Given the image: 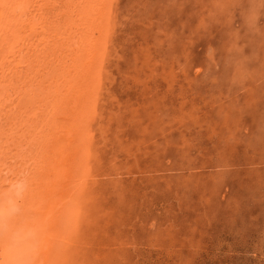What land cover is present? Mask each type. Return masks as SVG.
Returning <instances> with one entry per match:
<instances>
[{
	"label": "rangeland",
	"instance_id": "obj_1",
	"mask_svg": "<svg viewBox=\"0 0 264 264\" xmlns=\"http://www.w3.org/2000/svg\"><path fill=\"white\" fill-rule=\"evenodd\" d=\"M44 2L48 10L35 7L40 24L33 29L46 26V34L26 32V25H17L16 12L2 18L8 29L2 24L0 61L7 69L14 65L9 52L17 51L15 41L25 39L32 48L21 51L26 60L17 72L21 75L15 73L13 84L5 83L0 93V118L15 124L17 117L19 125L3 135L0 155L24 138L23 155L43 153L44 164H54L58 154L40 132L48 135L50 126L63 125L62 139L73 140V151L64 147L76 158L60 195L67 212L54 249L57 259L49 264H264V68L255 66L238 84L236 70L214 58L212 46L222 43L219 29L198 30L210 18L208 0ZM83 71L89 73V88L83 85L79 92L89 99L86 111L72 126L53 124L68 107L62 97L54 102L62 96L57 83L74 77L67 86L80 84ZM12 91L21 92L13 96ZM27 164L37 177L41 164L28 159ZM41 198L23 203L35 207Z\"/></svg>",
	"mask_w": 264,
	"mask_h": 264
},
{
	"label": "bare ground",
	"instance_id": "obj_2",
	"mask_svg": "<svg viewBox=\"0 0 264 264\" xmlns=\"http://www.w3.org/2000/svg\"><path fill=\"white\" fill-rule=\"evenodd\" d=\"M40 2H41V0H39ZM39 1H36V0H16V2H17V6H16V8H12L11 6H12V3H13V0H0V31L2 30V28L3 27H1L2 26V24L3 25H5V28L6 29H8V25L6 26V20L5 19H2V18H5L8 14H14V12H16L15 13V15H18V19L20 20V21H17V25H22V27L23 26H25L26 25V32L27 31H32V29L35 27V26H37L38 24H40V22H38L36 19H34V14H35V7L36 8H38V10L40 11V12H45L46 10H48V4H46V3H49V2H44V3H40ZM15 2V1H14ZM15 2V3H16ZM39 2V3H38ZM52 2V1H51ZM55 2V1H54ZM60 3V2H59ZM58 4V3H57ZM94 3H92V5H93ZM95 5V4H94ZM93 5V6H94ZM50 6H53V3H51L50 4ZM62 7V6H61ZM56 8H58V7H56ZM74 8V7H73ZM94 8V7H93ZM53 10H55L54 8H52ZM103 9V8H102ZM38 10L36 11V13H38ZM43 10V11H42ZM81 10V9H80ZM89 10V9H88ZM95 10L96 9H94V13H95ZM70 11H72V10H70ZM54 12V11H53ZM67 12V11H66ZM101 12V11H100ZM49 13V12H48ZM61 13V12H60ZM63 13V12H62ZM74 13H76V11L74 12ZM71 14V13H70ZM80 14H81V12H80ZM69 15V14H68ZM72 15V14H71ZM92 15V14H91ZM8 16H10V15H8ZM93 16H95V14L93 15ZM24 17H26L24 20H23V18ZM60 17V16H59ZM13 18V17H12ZM62 18V17H61ZM69 18V17H68ZM72 18V17H71ZM103 18V17H102ZM74 19V18H73ZM98 19V18H97ZM104 19V18H103ZM102 19V20H103ZM26 20V21H25ZM78 20V19H77ZM77 20H75V22L77 21ZM5 21V22H4ZM28 21V22H27ZM77 23H81L80 21L79 22H77ZM83 23V22H82ZM93 23V22H92ZM36 24V25H35ZM67 24V23H66ZM86 24V23H85ZM97 24V23H96ZM16 25V24H15ZM87 25V24H86ZM39 26V25H38ZM91 26V25H90ZM93 26V25H92ZM91 26V28L90 29H92L93 27ZM18 27V26H17ZM21 27V28H22ZM46 26H41V28H35V29H33V30H35V33L37 32L36 31V29H41V31L39 32V33H37L36 34V36H40L41 34L43 35V34H46V33H44L45 32V30H44V28H45ZM94 27H95V25H94ZM19 28V27H18ZM49 29H51V27H48ZM71 28V27H70ZM86 28V27H85ZM84 28V29H85ZM23 29V28H22ZM53 29H54V27H53ZM83 29V30H84ZM94 29V28H93ZM47 30V29H46ZM61 30V29H60ZM49 31V30H48ZM63 31V30H62ZM77 31H79V29L77 30ZM82 31V30H81ZM95 31V30H94ZM22 32V31H21ZM55 32V31H54ZM54 32H52L51 33V36H52V34L54 33ZM67 32H69V31H67ZM71 32V31H70ZM23 33H25V32H23ZM35 33L34 34H32V32H31V34L32 35H35ZM78 33H80V32H78ZM48 34V33H47ZM94 34H96L95 32H94ZM27 35V34H26ZM49 35H50V33H49ZM54 35H57V33L56 34H53V36ZM69 35H73V34H69ZM97 35H99V36H101L100 34H97ZM102 35H103V33H102ZM0 36H2V35H0ZM48 36V35H47ZM52 36V37H53ZM67 35H65V37H66ZM86 36V35H85ZM88 36H89V34H88ZM94 36V35H93ZM25 37H27V36H25ZM31 37V36H30ZM30 37L28 38L29 40H30ZM44 37V36H43ZM42 37V38H43ZM48 37H50V36H48ZM47 37V38H48ZM52 37H50V38H52ZM102 37V36H101ZM58 38H59V40H60V37L58 36ZM70 38V37H69ZM80 38V37H79ZM84 38V37H83ZM93 38V37H92ZM96 38H98V37H96ZM55 39V38H54ZM73 39H74V36H73ZM85 39V38H84ZM48 40V39H47ZM51 40V39H50ZM78 40V39H77ZM83 40V39H82ZM26 40L25 39H21V40H18L17 42L15 41L14 42V44H15V48H17V51H15V50H12L11 49V51L9 52V54H11V57H12V62L14 63V65H13V67H14V69L12 70V72H11V69L13 68H8L7 69V67L9 66V65H6L7 63L5 62V63H3V62H1V64H0V93H2V90H4V91H6L5 90V88L7 89V85H5V83L7 84H10V85H12L13 84V78H15V76H16V74L15 73H17L19 70H21L22 69V65H21V63L22 62H26V60H22V57H21V51L23 52V50H24V47L25 46H28L29 48L32 46L31 44H30V42H25ZM61 41V40H60ZM96 41V40H95ZM51 42H53V40H51ZM58 42V41H57ZM85 42H87V40L85 41ZM59 43V42H58ZM63 43V42H62ZM95 43V42H94ZM1 44H3V43H1ZM55 44V43H54ZM74 44H76V43H74ZM78 44H79V42H78ZM92 44V43H91ZM39 45V44H38ZM37 45V46H38ZM52 45H53V43H52ZM52 45H50V46H52ZM85 45V44H84ZM86 45H88V44H86ZM49 46V47H50ZM57 46V45H56ZM63 46H64V43H63ZM66 46H67V44H66ZM77 46V45H76ZM75 46V47H76ZM81 46V45H80ZM3 47V46H2ZM34 47V46H33ZM36 47V46H35ZM79 47V46H78ZM90 47V46H89ZM26 48V47H25ZM32 48V47H31ZM30 48V49H31ZM44 48H46V47H44ZM48 48V47H47ZM55 48V47H54ZM70 48H73V47H71L70 46ZM82 48H83V46H82ZM14 49V48H13ZM76 49V48H75ZM74 49V50H75ZM29 50V49H28ZM57 50V49H56ZM73 50V49H72ZM78 50V49H77ZM88 50V49H87ZM95 50V49H94ZM94 50H92V51H94ZM30 51V50H29ZM96 51V50H95ZM8 52V51H7ZM53 52H54V50H53ZM66 52V51H65ZM80 52V51H79ZM72 53H75V52H72ZM96 53V52H95ZM18 54V56H20L21 58H20V60L19 61H17L15 58L17 57L16 55ZM54 54H56V53H54ZM57 54H58V52H57ZM56 54V55H57ZM61 54V53H60ZM78 54V53H77ZM81 54H82V52H81ZM87 54V53H86ZM85 54V55H86ZM69 55V54H68ZM68 55H66V56H68ZM71 55V54H70ZM75 55V54H74ZM80 55V54H79ZM89 55V54H88ZM6 56V55H5ZM62 56V55H61ZM64 56V55H63ZM81 56V55H80ZM84 56V55H83ZM23 57H24V55H23ZM71 58H72V56H70ZM78 57V56H77ZM95 57H96V55H95ZM94 57V58H95ZM70 58V59H71ZM75 58V57H74ZM74 58H73V60H74ZM93 58V57H92ZM4 59V58H3ZM60 59V58H59ZM58 59V60H59ZM62 59H64V57L62 58ZM61 59V61H63ZM66 59H67V57H66ZM85 59V58H84ZM2 60V59H1ZM8 60V59H7ZM45 60H48V59H45ZM15 61V62H14ZM17 61V62H16ZM43 61V60H42ZM70 61V60H69ZM55 63V62H54ZM66 63V62H65ZM64 62H63V65L65 64ZM89 63V62H88ZM10 64V63H9ZM35 64V63H34ZM60 64V63H59ZM51 65H53V64H50V66ZM66 65V64H65ZM69 65V64H68ZM72 65V64H71ZM74 65H76V63L74 64ZM79 65V64H78ZM89 65V64H88ZM25 66V65H24ZM58 66V65H57ZM90 66V65H89ZM60 67V66H59ZM58 67V68H59ZM74 67H76V66H74ZM84 67V66H83ZM50 68V67H49ZM72 68H73V66H72ZM78 68V67H77ZM27 69V68H26ZM34 69V68H33ZM38 69V68H37ZM47 69V68H46ZM57 69V68H56ZM63 69V68H62ZM74 69V68H73ZM73 69H69V70H73ZM81 69V68H80ZM79 69V71H81ZM49 70V69H48ZM52 70V69H51ZM68 70V71H69ZM78 70V69H77ZM77 70H74V71H77ZM26 71V70H25ZM24 71V72H25ZM50 71V70H49ZM61 71V70H60ZM39 72V71H38ZM38 72H35V73H38ZM28 73V72H27ZM43 73H44V71H43ZM59 73V72H58ZM70 73L71 72H69V75H70ZM88 72H84L83 71V73L81 74V76H80V80L81 81H78V82H80V84H74V85H78V86H76V87H73L74 85H73V83L71 82L70 84H69V86H67V84H66V82H70V81H72L73 79H75L74 77H72V78H68V81H62V84H59V83H57V86L58 85H61L60 87V89L61 90H59L58 92L60 93V94H62V96H60L59 94H58V96L56 97V98H53L54 99V102L56 103V101H58V102H60L58 99H60L61 97H62V101H67V106L68 107H66L65 105H64V107H63V115H59L58 117H56V118H54L53 119V124H58V123H60V124H65L66 126L67 125H70V126H72L73 125V123H75L74 121H76L77 120V118L78 117H80L79 115L80 114H83V111H86V109H85V107H86V104L88 103V100H87V98L85 97L84 98V95H82L81 93L79 94V92L81 91V87H83V85H86L87 86V81H88V78H87V76H88V74H87ZM91 73V72H90ZM15 74V75H14ZM17 74H20V72L19 73H17ZM24 74V73H23ZM51 74V73H50ZM64 74V73H63ZM77 74V73H76ZM79 74V73H78ZM21 75V74H20ZM26 75V74H25ZM35 75V74H34ZM43 75V74H42ZM41 72L40 73H38V76H40V78H41ZM54 75V74H53ZM53 75H52V77H53ZM67 75H68V73L66 74L65 73V76L67 77ZM92 75V74H91ZM90 75V76H91ZM45 76H47V74L45 75ZM48 76H50V75H48ZM47 76V77H48ZM55 76H56V74H55ZM62 76V75H61ZM71 76V75H70ZM78 76V75H77ZM89 76V77H90ZM51 77V76H50ZM65 77V78H66ZM76 77V76H75ZM92 78H93V76H91ZM19 78V77H18ZM39 78V77H38ZM37 78V79H38ZM64 78V79H65ZM41 79H43V77L41 78ZM48 79V78H47ZM53 79H54V77H53ZM55 79H56V77H55ZM54 79V80H55ZM61 79H63V78H61ZM94 79V78H93ZM17 80H19V79H17ZM40 80V79H39ZM54 80H53V82H54ZM57 80V79H56ZM70 80V81H69ZM44 81V80H43ZM42 81V82H43ZM94 81V80H93ZM35 82V81H34ZM37 82H38V80H37ZM60 82V81H59ZM74 82V81H73ZM76 82V81H75ZM83 82H86V83H83ZM19 83V82H18ZM41 83V82H40ZM43 83H45V81L43 82ZM39 84V83H38ZM66 84V85H65ZM15 85H17V84H15ZM34 85V84H33ZM47 85H48V83H47ZM53 85H55L56 86V83L54 84L53 83ZM23 86V85H22ZM42 86H44L43 84H42ZM46 86V85H45ZM50 85H48V87H49ZM64 86V87H63ZM89 86V85H88ZM87 86V87H88ZM102 86V85H101ZM20 87V86H19ZM73 87V88H72ZM79 87H80V90H79ZM46 88V87H45ZM89 88V87H88ZM8 89H10V88H8ZM12 89H14V88H12ZM16 89V88H15ZM20 89H21V87H20ZM22 89H24V88H22ZM22 89H21V91H22ZM31 89V88H30ZM33 90H34V88H32ZM54 89V88H53ZM52 89V90H53ZM55 89H56V87H55ZM91 89V88H90ZM48 90H50V89H48ZM57 90H58V88H57ZM63 90V91H62ZM95 90V89H94ZM93 90V91H94ZM97 91L98 90H100L99 88L98 89H96ZM21 91H18L19 93L21 92ZM53 91H55V90H53ZM86 91V90H85ZM104 91H106V90H104ZM11 92V91H10ZM13 92V91H12ZM64 92H65V96H63L64 95ZM87 92V91H86ZM19 93H11V94H13V96H14V94H19ZM27 93V92H26ZM39 93H40V91H39ZM87 94V93H86ZM107 94V93H106ZM46 95V94H45ZM54 95H56V92H55V94ZM2 95H0V97H1ZM20 96V95H19ZM31 96H33V95H30V93H29V97L28 98H30ZM50 96V95H49ZM66 96H67V98H66ZM87 96V95H86ZM51 97V96H50ZM88 97V96H87ZM90 97V96H89ZM7 98V97H6ZM21 98V97H20ZM44 98H45V96H44ZM84 98V99H83ZM91 98V97H90ZM1 99V98H0ZM15 99V98H14ZM23 99V98H22ZM42 99V98H41ZM46 99H47V97H46ZM52 98H51V100H53ZM92 99V98H91ZM25 100V99H24ZM48 100H49V98H48ZM64 101V102H65ZM1 102V101H0ZM6 103L7 102H10L9 104H7V105H4V107L5 108H7V107H10L11 106V102H12V99L11 98H8V101H5ZM4 102V103H5ZM16 102V101H15ZM48 102V101H47ZM40 103V102H39ZM51 103V102H50ZM53 103V102H52ZM90 103V102H89ZM34 104V103H33ZM45 105V104H44ZM57 105H59V104H57ZM2 105H0V107H1ZM30 106H32L31 104H30ZM49 106V105H48ZM54 106V105H53ZM60 106H62V105H60ZM23 107V106H22ZM32 107H34V106H32ZM37 107V106H36ZM88 107V106H87ZM13 108V107H12ZM30 108V107H29ZM45 108V107H44ZM43 108V109H44ZM53 109L55 108V107H52ZM21 109V108H20ZM23 109V108H22ZM21 109V110H22ZM53 109H51V110H53ZM4 110V109H3ZM12 109H11V107L10 108H8V110H7V112H9V111H11ZM16 110H18V108H16ZM35 110H36V108H35ZM46 110V109H45ZM44 110V111H45ZM25 111V110H24ZM43 111V110H42ZM43 111V112H44ZM54 111V110H53ZM52 111V112H53ZM1 112V111H0ZM16 112V111H15ZM36 112H37V110H36ZM49 112H51V111H49ZM54 113V112H53ZM22 114V113H21ZM98 114H99V112H98ZM27 115V114H26ZM35 115V114H34ZM50 116V115H49ZM53 116H55L54 114H53ZM86 116V115H85ZM39 117V116H38ZM44 117V116H43ZM13 118H14V116H13ZM16 119H17V117H16ZM16 119L14 120H12L13 122L15 121V124L14 123H12L11 124V122L10 123H6L5 122V118L3 117L2 119L0 118V140H3V135L4 136H6V131L8 130L9 131V129H11V130H14L15 129V125H16ZM23 119V118H22ZM39 119V118H38ZM51 119V118H50ZM92 119V118H91ZM19 121V120H18ZM33 121V120H32ZM38 121V120H37ZM89 121V120H88ZM27 122V121H26ZM52 122V121H51ZM67 122V123H66ZM29 123L30 122H28V123H26L27 125H29ZM8 124H10V126L9 127H7V125ZM21 124V123H20ZM38 124V123H37ZM59 124V125H60ZM16 126H19V125H16ZM32 126H33V124H32ZM37 126V125H36ZM62 127L59 129L58 127H56L55 125H52V126H50V129H51V131H48L49 133H48V135H44V133L43 132H40V134H41V136H39L40 137V139H46V140H51V145H52V152H53V154L54 153H56V154H58V157H55V159H54V164H51V162H49V163H45L44 164V161H46V159L44 158V156L42 155L43 153H35L34 155H32V157H27L26 155H23L25 152H24V149H23V145H21L20 144V142L22 141V139H24V138H22V139H16V140H18V144L19 145H15V147H8V146H6V148L4 149V151H2V154L0 155L1 157H0V159H2V160H0V171H5L3 174H4V176L2 177L3 179H1V181H0V204H2L3 202H4V200L8 197V195L10 194L9 193V189H19V190H22V192H23V196H22V202H24V200H25V202L26 201H29L33 196L34 197H41L42 196V201H43V203L41 204V203H39L38 202V206H35V205H37L36 203H33V205L35 206V207H33V206H30V205H28V203H27V205L28 206H30L29 208H30V211H31V215H30V217L28 216V218H29V220L28 221H30V222H34V221H38V220H40L41 218H43V220H44V227H43V231H42V235H41V240H40V244H39V251H38V253L36 254V256H35V260H36V264H49V262L50 261H52V262H54V259L53 258H56V256L58 255H55V248H56V246H57V243H58V241L57 240H59L60 238H61V236H62V234H61V231H60V228H61V225H62V221L61 220H63L62 218L64 217V212H67V211H65V210H63V207L65 206L64 205V202L65 201H62L63 199L61 198V194H63V192H64V188H66L65 187V184L66 183H68L67 182V179H66V177L68 176V173H66L67 171H69L70 170V168H68L70 165L72 166V164L73 163H75L74 162V159H76L75 158V156H74V154L73 153H66L64 150H69V149H66V148H68L70 145H71V143H73V140H67V139H62V136H61V131H62V128H63V125H61ZM74 126H76V125H74ZM88 126V125H87ZM21 127L22 126H20V129H21ZM29 127H30V125H29ZM52 127V128H51ZM17 128V127H16ZM69 128V127H68ZM77 128V127H76ZM82 128V127H81ZM24 129V127L21 129V130H23ZM29 129V128H28ZM44 129L46 130V127H44ZM49 128H47V130H48ZM72 129H74L73 127L70 129V130H72ZM26 130V129H25ZM42 130V129H41ZM40 130V131H41ZM16 131V134H18V132H20V131H18V129L17 130H15ZM32 131V130H31ZM68 131V130H67ZM10 132V131H9ZM8 132V133H9ZM47 132V131H46ZM45 132V133H46ZM64 132H66V131H64ZM23 133H26V131L25 132H23ZM28 133H29V131H28ZM36 133V132H35ZM10 134V133H9ZM15 134V133H14ZM31 134V133H30ZM73 134L72 133H70V132H66V136L67 137H71ZM8 136H10V135H8ZM14 136V135H13ZM48 136V137H47ZM25 137V136H24ZM73 137V136H72ZM8 138V137H7ZM30 138V137H29ZM29 138H26V139H28L27 141L29 142ZM66 138V137H65ZM74 139V138H73ZM7 140V139H6ZM10 140V139H9ZM42 140H40V141H42ZM2 142V141H1ZM14 142V141H13ZM31 142V141H30ZM29 142V143H30ZM33 142V141H32ZM11 143V142H10ZM49 143V142H48ZM4 144V143H3ZM7 144V143H6ZM34 144V143H33ZM40 144V142H38V144H36V146H38ZM1 145V144H0ZM5 145V144H4ZM31 145V147H32V143L30 144ZM45 145V144H44ZM73 145V144H72ZM24 146H25V144H24ZM50 146V145H49ZM17 147H18V149H17ZM64 147H66V148H64ZM71 147V146H70ZM69 147V148H70ZM73 147H74V145H73ZM25 148H27V147H25ZM35 148V147H34ZM32 149V148H31ZM70 150L71 151H73L71 148H70ZM10 152V153H12V154H10V153H8V152ZM26 151V150H25ZM34 151V150H33ZM33 151H32V153H33ZM29 154V153H28ZM47 154H50V151H49V153L47 152ZM84 154V153H83ZM82 154V155H83ZM77 155V154H76ZM24 156V157H23ZM47 156V155H46ZM27 159L30 161V160H32L35 164L36 163H40L41 165H36L37 166V168L39 169H37L38 171L36 172L37 173V177H35L34 176V171L30 174L29 173V169H28V164H27ZM21 161V162H20ZM18 162H20V164H19V167L17 168V165H16V168H15V166H13V165H15L16 163H18ZM77 162V161H76ZM14 163V164H13ZM79 163V162H78ZM78 163H76V164H78ZM80 164V163H79ZM78 164V165H79ZM24 165V166H23ZM70 166V167H71ZM80 166H81V164H80ZM82 166H83V164H82ZM85 166V165H84ZM80 168V167H79ZM31 170V169H30ZM78 170V169H77ZM75 171H76V169H75ZM70 172V171H69ZM2 174V173H1ZM77 174V173H76ZM75 177V176H74ZM76 180H77V178H76ZM79 180V179H78ZM66 181V182H65ZM81 182V181H80ZM77 183V182H76ZM75 184V183H74ZM74 187H75V185H73ZM73 187V188H74ZM32 188H33V190H35V191H33L32 190ZM75 189H77V188H75ZM29 190L31 191V193H28L29 192ZM73 191V190H72ZM65 193H66V191H65ZM76 193V192H75ZM69 194V193H68ZM37 195V196H36ZM64 196V195H63ZM73 196H75V194L73 193ZM72 196V197H73ZM67 198V197H66ZM74 198H76V197H73V199ZM67 199H69V198H67ZM35 200V199H34ZM38 200V199H37ZM64 200H66V199H64ZM77 200V199H76ZM70 203V202H69ZM71 204V203H70ZM39 205H41V206H39ZM71 206V205H70ZM70 208V207H69ZM66 209H67V207H66ZM68 210V209H67ZM66 214V213H65ZM66 216H67V214H66ZM67 219H69L68 217H67ZM65 223H69L68 222V220H66L65 219ZM19 224H20V220L19 219H9V218H6L5 216H3V215H0V254H2V255H6V256H8V257H10V258H12V259H26V258H28L30 255H31V253H29L27 250H25L24 249V247L18 242V241H16L15 239H14V234H15V231H16V229L18 228V226H19ZM65 226H66V224H64ZM63 233V232H62ZM61 235V236H60ZM65 238V237H64ZM66 239V238H65ZM65 239H64V243H65ZM66 240H68V239H66ZM56 241H57V243H56ZM69 241V240H68ZM67 241V242H68ZM61 242V241H60ZM56 243V244H55ZM62 243V242H61ZM64 243H62V247L64 246L63 244ZM59 244V243H58ZM67 244V243H66ZM59 246V245H58ZM66 247V246H65ZM69 247V246H68ZM58 249V248H57ZM61 249V248H60ZM59 249V250H60ZM69 249V248H68ZM68 249H67V251H68ZM63 250V249H62ZM62 253H63V251H62ZM57 259V258H56ZM56 262V261H55Z\"/></svg>",
	"mask_w": 264,
	"mask_h": 264
},
{
	"label": "clouds",
	"instance_id": "obj_3",
	"mask_svg": "<svg viewBox=\"0 0 264 264\" xmlns=\"http://www.w3.org/2000/svg\"><path fill=\"white\" fill-rule=\"evenodd\" d=\"M208 7L210 18L202 20L198 30L219 29L222 43L219 48L212 46L213 56L235 69L234 82L243 84L255 66L264 68V0H208ZM8 191L10 194L0 204V215L20 220L14 239L31 255L12 259L0 254V264H36L44 220L28 221L25 217L29 209L22 202V190Z\"/></svg>",
	"mask_w": 264,
	"mask_h": 264
}]
</instances>
